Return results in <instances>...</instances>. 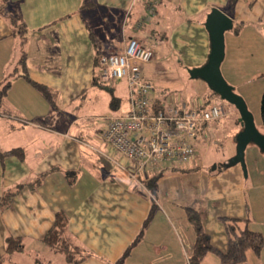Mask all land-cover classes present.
Listing matches in <instances>:
<instances>
[{"label":"crops","instance_id":"0c3cea01","mask_svg":"<svg viewBox=\"0 0 264 264\" xmlns=\"http://www.w3.org/2000/svg\"><path fill=\"white\" fill-rule=\"evenodd\" d=\"M150 1L0 0V149L24 150L23 159L0 154V258L5 264H71L45 240L58 211L68 216L69 239L89 254L74 264H116L154 207L123 264H190L196 231L188 207L199 213L210 243L220 251L228 245L222 216L249 218L264 238V147L252 141L244 162L230 164L237 144L221 155L217 142L211 143L209 121L203 123L194 139L196 158L163 168L154 196L141 178L156 172L132 177L125 169L132 161L102 137L103 117L130 109V88L126 78L104 80L96 62L98 53L121 52L130 37H137L154 50V58L140 66L158 103L168 93L181 101L210 99L204 94L213 90L208 83L200 93L190 92L191 83H201L189 75L209 59L206 21L221 9L232 19L225 31L223 75L230 85L244 88L245 78L264 80V0L233 5L231 0ZM151 6L154 14L146 19ZM17 15L25 24L24 41L13 31ZM17 37L21 44L14 59ZM256 89L264 92V81ZM255 123L264 135L262 116ZM243 128L240 121L236 143ZM20 182L25 185L2 205L4 191ZM8 236L20 238L22 247L7 253ZM75 256L72 260L80 258ZM247 261L264 264V244L257 255L249 251ZM202 264L222 261L209 251Z\"/></svg>","mask_w":264,"mask_h":264},{"label":"built area","instance_id":"2783aa9c","mask_svg":"<svg viewBox=\"0 0 264 264\" xmlns=\"http://www.w3.org/2000/svg\"><path fill=\"white\" fill-rule=\"evenodd\" d=\"M154 10L151 6L144 18H150ZM154 55V50L137 37H130L121 52L97 55L104 80L126 78L129 84L130 109L123 115L104 116L102 137L112 150L132 161L125 169L136 179L143 170L155 173L193 161L194 139L203 123L225 114L223 103L207 104L203 97L181 101L168 93L158 103L153 82L140 66Z\"/></svg>","mask_w":264,"mask_h":264},{"label":"trees","instance_id":"16d2710c","mask_svg":"<svg viewBox=\"0 0 264 264\" xmlns=\"http://www.w3.org/2000/svg\"><path fill=\"white\" fill-rule=\"evenodd\" d=\"M237 0H231L232 5ZM151 5L158 3V0L150 1ZM13 22L16 25V28L13 30L15 33L20 34L22 40L24 41V31L25 24L24 21L20 18L19 15L14 16L12 18ZM24 58L21 59L23 61ZM97 65L98 59L96 60ZM43 88V87H42ZM1 94V91H0ZM50 97V94L48 95ZM207 104L212 103L210 99L206 100ZM261 116L264 121V92L261 98ZM0 154L3 157L6 155H16L19 158H24V150L21 147L12 148L7 151H1ZM173 170H176L174 168ZM71 173V172H70ZM165 174V170H161L156 172L155 174H149L141 178L146 187L149 188L151 193L155 196L158 192V179L160 176ZM44 177V175L42 176ZM42 177L37 178L34 182L30 183L31 185H35L40 182ZM25 185L24 182H20L14 186V188L5 190L2 205L8 206L9 201L12 197ZM155 204V203H154ZM155 208V207H154ZM154 208L152 210H154ZM150 211L144 226L140 232V234L134 239V241L130 244V246L126 249L121 258L116 262V264H123L125 258L130 254L131 249L141 240L145 227L148 225L152 218L153 211ZM187 215L194 226L196 231V241L194 244V249L192 255L190 257V264H202V259L205 254L209 251H214L220 257L222 264H249L248 252L252 251L254 254H259L263 244L264 238L260 231L254 230L249 225V218L241 219L235 217L222 216L220 220L223 222L225 226V230L228 236V245L226 251H220L219 249L212 246L210 243L209 235L206 233L202 220L200 218L199 213L191 208H187ZM68 223V216L63 211H58L56 213V218L53 226L49 229L45 236V240L48 244L57 247L60 251L64 252L68 261L74 264L78 262L80 259L89 255L88 253H84L83 249L79 245L74 244L66 233ZM22 247L21 240L18 237L8 236L6 239V252L10 253L13 250L19 249ZM75 255H80V258L72 260ZM4 257L0 258V264L4 263Z\"/></svg>","mask_w":264,"mask_h":264},{"label":"water","instance_id":"95a60500","mask_svg":"<svg viewBox=\"0 0 264 264\" xmlns=\"http://www.w3.org/2000/svg\"><path fill=\"white\" fill-rule=\"evenodd\" d=\"M232 26V19L221 9H215L206 21V27L210 31L212 50L207 63L194 68L191 74L195 77H203L208 85L222 98L231 102L240 112V121L243 130L237 137V153L230 159V164L244 162V152L250 142H255L264 147V135L258 130L254 115L248 108L243 96L236 93L234 88L226 81L221 64L225 58V31Z\"/></svg>","mask_w":264,"mask_h":264},{"label":"rangeland","instance_id":"374dc122","mask_svg":"<svg viewBox=\"0 0 264 264\" xmlns=\"http://www.w3.org/2000/svg\"><path fill=\"white\" fill-rule=\"evenodd\" d=\"M4 7H5V14L6 17H11V13H12V8L11 6H9L8 4L5 3L4 1ZM13 24V22H12ZM229 30V29H228ZM227 31V30H226ZM17 39V44H16V49L15 52L13 54L14 59L16 58L19 52L18 48L20 47V42L21 39L20 38H16ZM224 62L221 64V70L222 73L224 74V72H226L227 70V65H228V59L227 60H223ZM11 66H14V62L11 63ZM251 71H260L262 70V68L259 67H250ZM237 74H239V72H237ZM189 80L192 81L193 79L195 81H199L201 83L200 85H193L191 83V86L189 87V90L191 93L197 94L200 93L201 90H204L205 88V84L207 85L206 80L203 77H195V76H191L189 75ZM247 76V75H246ZM225 77V76H224ZM263 78H257L256 77H252L251 79H247L245 78V85L244 88L243 87H239V86H234L233 84V88L234 91L238 94H240L241 96H243L247 102V105L249 107V109L251 110V112L254 115L255 120L259 121L260 117H261V98H262V93L259 95L258 93H256L255 91L258 89H256L260 83H262ZM231 85V86H232ZM241 90V91H240ZM209 93H204L206 97L210 98V101L213 102L214 100H220L223 105L224 108L226 110V114L225 116L219 118V119H214L208 122L207 124V131L210 134V140L211 143L217 142V146L219 147L220 153L221 155H224V153L227 155L230 151V144L235 143L236 146V142H235V135L236 134V130L238 129L239 123H240V112L239 110L236 108V106L234 104H232L231 102L227 101L226 99L222 98L220 94H218L217 92H215L214 90L209 89ZM242 92V93H241ZM244 94V95H243ZM216 145H214V147H217ZM217 149V148H216ZM229 159V158H228ZM60 257L61 259H64V255L62 253H60ZM59 261L58 264H60Z\"/></svg>","mask_w":264,"mask_h":264}]
</instances>
